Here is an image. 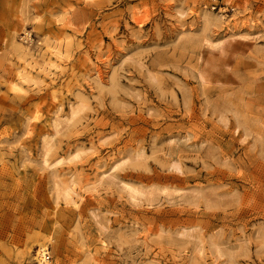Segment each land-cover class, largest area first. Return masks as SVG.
Listing matches in <instances>:
<instances>
[{"label": "rangeland", "instance_id": "1", "mask_svg": "<svg viewBox=\"0 0 264 264\" xmlns=\"http://www.w3.org/2000/svg\"><path fill=\"white\" fill-rule=\"evenodd\" d=\"M220 2L0 0V264H264V0Z\"/></svg>", "mask_w": 264, "mask_h": 264}, {"label": "bare ground", "instance_id": "2", "mask_svg": "<svg viewBox=\"0 0 264 264\" xmlns=\"http://www.w3.org/2000/svg\"><path fill=\"white\" fill-rule=\"evenodd\" d=\"M203 20H204V27L208 28L210 26V23L213 21V18L211 16V14L205 13L204 17H203ZM135 192H137V191H135ZM45 252H46L45 245H41L40 251H39V254H38V262H39V264H49V263L45 262V259H44L45 258V256H44Z\"/></svg>", "mask_w": 264, "mask_h": 264}, {"label": "built area", "instance_id": "3", "mask_svg": "<svg viewBox=\"0 0 264 264\" xmlns=\"http://www.w3.org/2000/svg\"><path fill=\"white\" fill-rule=\"evenodd\" d=\"M220 1H223V0H214L213 9H217L218 5L221 3ZM44 256H45L44 259L46 263H50L52 261V256L50 255V252L46 251L44 253Z\"/></svg>", "mask_w": 264, "mask_h": 264}]
</instances>
